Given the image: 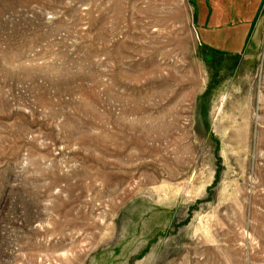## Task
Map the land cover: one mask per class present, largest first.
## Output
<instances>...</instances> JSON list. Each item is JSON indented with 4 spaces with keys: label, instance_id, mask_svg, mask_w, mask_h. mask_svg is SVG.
Returning <instances> with one entry per match:
<instances>
[{
    "label": "rangeland",
    "instance_id": "rangeland-1",
    "mask_svg": "<svg viewBox=\"0 0 264 264\" xmlns=\"http://www.w3.org/2000/svg\"><path fill=\"white\" fill-rule=\"evenodd\" d=\"M251 3L0 0V264H264Z\"/></svg>",
    "mask_w": 264,
    "mask_h": 264
},
{
    "label": "trees",
    "instance_id": "trees-1",
    "mask_svg": "<svg viewBox=\"0 0 264 264\" xmlns=\"http://www.w3.org/2000/svg\"><path fill=\"white\" fill-rule=\"evenodd\" d=\"M253 18L254 17H252V19L249 21V22H247V24H246V26L249 28V26H250V23L252 22V20H253ZM215 20H213V22H214ZM243 23H244V21H242ZM238 24H240V23H236L234 26H236V25H238ZM201 26V25H200ZM240 26V25H239ZM203 28V27H202ZM203 31L205 32V30H204V28H203ZM213 33H208V34H206L207 35V39L208 40H212L213 41V39L214 38H216L217 37V31H212ZM245 34H246V29L244 28L243 29V31H241V32H239L238 34H236V36H235V38H234V40H232V41H228V40H225V38H226V36H225V38H224V40H223V44L220 46V45H214V46H219V47H224L225 49L226 48H228V50L229 49H234V48H237V44H239V45H241V43H242V40H243V37L245 36ZM225 35H227V33H225ZM231 36H233L232 34H231ZM233 38V37H232ZM217 39V38H216ZM205 41V40H204ZM226 41H228V42H226ZM207 42V41H206ZM225 44H228V45H225Z\"/></svg>",
    "mask_w": 264,
    "mask_h": 264
},
{
    "label": "crops",
    "instance_id": "crops-1",
    "mask_svg": "<svg viewBox=\"0 0 264 264\" xmlns=\"http://www.w3.org/2000/svg\"><path fill=\"white\" fill-rule=\"evenodd\" d=\"M259 2V1H258ZM257 3V0H252V3L250 4V6H249V13H251L252 12V10H253V8H254V5ZM259 4L260 3H258V5L257 6H259ZM212 7H213V5H212ZM211 7V8H212ZM213 9V8H212ZM247 10H248V5H247ZM231 11H230V8H228V9H225V11L223 12V14H225V15H228V14H231L230 13ZM233 13H239V12H233Z\"/></svg>",
    "mask_w": 264,
    "mask_h": 264
}]
</instances>
